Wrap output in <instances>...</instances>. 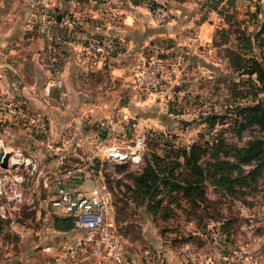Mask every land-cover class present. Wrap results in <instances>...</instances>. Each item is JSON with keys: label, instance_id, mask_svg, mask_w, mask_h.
<instances>
[{"label": "rangeland", "instance_id": "1", "mask_svg": "<svg viewBox=\"0 0 264 264\" xmlns=\"http://www.w3.org/2000/svg\"><path fill=\"white\" fill-rule=\"evenodd\" d=\"M144 1L150 9L172 6L169 18L186 23L183 38L167 37L144 51L142 61L159 56L162 86L130 87L133 75L126 70L94 79L103 87L93 99L77 93L68 105L63 84L42 93V101L13 106L10 116L0 97V148L21 151L25 161L0 165V204L6 207L0 264H99L88 252H71V219L55 211L51 198L58 185L86 193L102 178L111 191L114 227L130 242L137 264L161 263L164 247L191 264L264 260V158L247 162L237 156L264 131L251 124L236 132V106L264 105L256 74L247 73L253 58L264 65V0ZM184 34L199 36L201 43L185 41ZM85 55L89 62L92 55ZM79 86L84 89L83 82ZM108 117L120 120L117 129L104 123ZM215 137L224 141L217 149L211 144ZM195 142L205 147L198 171L171 162H182V150ZM113 146L134 149L140 158L116 160ZM151 155L170 164L171 173L166 179L164 171L147 191L138 188L136 176ZM257 162L263 163L253 176ZM220 174L226 180H218ZM183 176L197 184L191 195Z\"/></svg>", "mask_w": 264, "mask_h": 264}, {"label": "crops", "instance_id": "2", "mask_svg": "<svg viewBox=\"0 0 264 264\" xmlns=\"http://www.w3.org/2000/svg\"><path fill=\"white\" fill-rule=\"evenodd\" d=\"M52 4L54 10L58 8L56 13L74 16L79 22L76 34L60 25L54 30L63 61L64 89L60 92L67 94L68 105L77 93L89 94V99L94 94L97 97L103 84L94 79L130 71L131 64L143 60L148 45L167 37L180 39L186 25L180 17L156 21L144 0H52ZM30 11L28 0H0V97L6 100L9 116L15 111L12 107L22 101H42L43 86L51 77V65L42 50L46 36L26 25ZM93 34L113 36L119 43L118 51L86 61L84 38ZM184 40L201 43L195 35H185ZM80 82L84 89L76 87ZM52 103L57 104L58 98L52 99ZM161 254L162 262L152 264H191L172 248L164 247ZM259 264H264V260Z\"/></svg>", "mask_w": 264, "mask_h": 264}, {"label": "built area", "instance_id": "3", "mask_svg": "<svg viewBox=\"0 0 264 264\" xmlns=\"http://www.w3.org/2000/svg\"><path fill=\"white\" fill-rule=\"evenodd\" d=\"M30 14L26 20L29 28H37L46 36V44L42 49L51 65V77L43 86L44 94H49L53 88L63 86L60 56L55 43L57 25L66 27L70 34L78 31V20L74 16L64 15L57 21L52 0H28ZM151 12L156 21L164 22L169 18L171 6H154ZM87 52L92 55L93 61L97 57H106L116 53L119 49L118 41L111 35L93 34L84 38ZM133 79L130 87L153 89L162 86L163 70L160 58L150 55L141 63L130 66ZM104 123L113 130L119 127L120 120L105 118ZM142 132L136 143L144 140ZM3 148V147H1ZM4 149V148H3ZM110 151L116 160L131 158L138 161L140 156L134 149L124 151L113 146ZM5 151H8L4 149ZM9 152L6 167H19L25 163L21 151ZM31 163L33 166L36 162ZM2 178L0 176V183ZM1 192V188H0ZM51 205L56 212L72 217L74 220V236L71 243V252H88L99 264H137L128 247L130 242L121 231L114 227L112 196L107 182L102 178L96 180L88 192H82L75 187L58 185L55 195L51 198ZM6 207L0 204V216H6ZM143 264H150L146 260Z\"/></svg>", "mask_w": 264, "mask_h": 264}, {"label": "trees", "instance_id": "4", "mask_svg": "<svg viewBox=\"0 0 264 264\" xmlns=\"http://www.w3.org/2000/svg\"><path fill=\"white\" fill-rule=\"evenodd\" d=\"M247 73H255L256 74V80L259 82L260 87L264 90V65L256 58L252 59V64L249 67V70H247ZM236 115L240 116L239 118H236L238 121L236 132L240 133L241 130L245 129L247 125L256 124L260 130L264 131V105L261 102L254 103L252 105H238L236 106ZM213 121V120H212ZM215 140V141H214ZM214 141V142H213ZM224 141L220 138H213L211 140V144L215 146L217 149L223 144ZM205 150V147L200 143H193L188 148H184L182 150L181 156L183 158V161L181 162L179 159L171 160L174 164L182 163L187 169L192 170L195 169V167L198 166L197 171L200 169V166L198 164V159L201 156L202 151ZM237 156L240 160L243 161H251L252 159H261L264 158V135L253 137L252 139H249L245 145L240 147L238 150ZM263 162H257V165L251 170V174L254 176L256 172L261 168ZM170 164H166V161L160 156L157 155H151L150 158L145 160V164L142 166L141 171L136 176V182L138 185V188L146 189L147 191L153 187V184L157 181V179L160 177L161 174L164 173V171L168 172L167 178L169 177L170 171H167V169H170ZM189 174V172L187 173ZM201 174H202V168H201ZM217 175H215L216 177ZM166 177V176H163ZM226 176L223 174H220L217 176L218 180H226ZM187 182V186H185L187 192L189 195L193 192V187L197 184H193V182L186 176H183L182 178ZM197 183V182H195ZM175 187H181L182 185L177 183L173 184ZM200 190L199 194H201L199 197L203 198L204 191L199 188H195V190ZM71 219L70 226L74 229V220L72 217H69ZM69 226V227H70Z\"/></svg>", "mask_w": 264, "mask_h": 264}, {"label": "water", "instance_id": "5", "mask_svg": "<svg viewBox=\"0 0 264 264\" xmlns=\"http://www.w3.org/2000/svg\"><path fill=\"white\" fill-rule=\"evenodd\" d=\"M57 10H58V8H55L54 11H57ZM55 17H56V20L59 21L61 18V14L55 12ZM8 157H9V152L5 151L3 148H0V165L1 166H3V167L7 166Z\"/></svg>", "mask_w": 264, "mask_h": 264}]
</instances>
